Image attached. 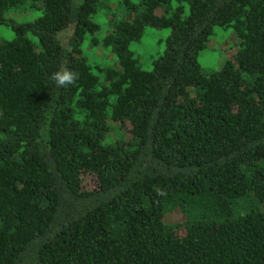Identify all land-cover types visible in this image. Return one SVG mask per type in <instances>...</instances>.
<instances>
[{"label":"trees","instance_id":"1","mask_svg":"<svg viewBox=\"0 0 264 264\" xmlns=\"http://www.w3.org/2000/svg\"><path fill=\"white\" fill-rule=\"evenodd\" d=\"M0 29V264H264V0H0Z\"/></svg>","mask_w":264,"mask_h":264},{"label":"rangeland","instance_id":"2","mask_svg":"<svg viewBox=\"0 0 264 264\" xmlns=\"http://www.w3.org/2000/svg\"><path fill=\"white\" fill-rule=\"evenodd\" d=\"M187 10L184 4V11ZM32 15L19 16L16 19L21 21L30 19ZM101 21V20H100ZM168 33V28L155 29L145 27L143 34L137 42L132 43L131 49L134 56L138 59L143 68H148L151 65V60L159 55L164 47V38ZM0 36L10 38L11 30L0 29ZM236 38L231 29L214 28L213 35L207 43L204 50H201L197 55L199 65L207 71L218 69L223 61L228 57L230 51L235 45ZM231 49V50H230ZM100 51V50H99ZM96 48L88 53L91 60H104Z\"/></svg>","mask_w":264,"mask_h":264},{"label":"clouds","instance_id":"3","mask_svg":"<svg viewBox=\"0 0 264 264\" xmlns=\"http://www.w3.org/2000/svg\"><path fill=\"white\" fill-rule=\"evenodd\" d=\"M79 74L72 72L67 68H61L52 74L51 80L56 84L58 88L66 87L67 85L74 84L78 79Z\"/></svg>","mask_w":264,"mask_h":264}]
</instances>
